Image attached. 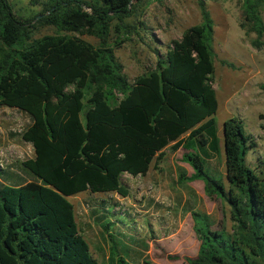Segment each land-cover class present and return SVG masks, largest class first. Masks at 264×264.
<instances>
[{
	"label": "trees",
	"instance_id": "trees-1",
	"mask_svg": "<svg viewBox=\"0 0 264 264\" xmlns=\"http://www.w3.org/2000/svg\"><path fill=\"white\" fill-rule=\"evenodd\" d=\"M134 1L141 0H46L38 14L22 18L10 0H0V106L29 116L21 139L33 149L21 163L29 181L0 168V264H100L68 198L127 196L122 174L145 176L169 147L182 150L193 171L180 174V181H202L209 198L229 207L231 222L230 228L214 226L193 212L199 246L184 262L264 264V180L247 165L255 142L239 119L222 125L224 174L211 168L221 153L206 0H196L201 23L185 30L163 57L157 54L153 71L130 83L109 41L113 28L127 31ZM239 26L256 35L254 48L264 46V0H242ZM38 27L55 32L34 38ZM100 206L110 264H136V248L146 251L147 244L112 233V207Z\"/></svg>",
	"mask_w": 264,
	"mask_h": 264
},
{
	"label": "rangeland",
	"instance_id": "rangeland-1",
	"mask_svg": "<svg viewBox=\"0 0 264 264\" xmlns=\"http://www.w3.org/2000/svg\"><path fill=\"white\" fill-rule=\"evenodd\" d=\"M43 1L46 0H10L16 15L22 18L38 14ZM133 3L132 16L126 20L127 31L113 28L109 41L130 83L153 71L156 55L163 57L173 41L202 21L196 0ZM241 5L242 0H206L214 29L212 86L218 109L213 118L221 153L211 161V168L224 174L222 125L227 118L234 117L242 122L244 131L255 142V147L247 153V165L264 180V46L254 48L251 42L256 35L240 28ZM54 32L51 27H38L33 37ZM74 35L93 46L98 44L88 35ZM261 41L264 42V36ZM116 97L121 99L120 95ZM30 122L24 112L0 106V168L26 181L30 177L21 163L33 157V149L22 141L21 135ZM192 172L182 161V150L173 151L169 147L154 159L145 176L122 174L120 183L127 190V196L86 192L69 197L79 232L99 263L110 264V245L101 228L106 220L98 219L105 215L101 202L112 207L113 215L107 218L112 223V233L117 236L123 233L147 244L146 251L142 246L136 248L140 253L136 264H186L184 257H195L199 242L193 231V212L207 215L214 226L230 228L229 207L218 199L209 198L202 181H180V174L189 176ZM92 211L97 213L94 215ZM169 255H177L179 259H169Z\"/></svg>",
	"mask_w": 264,
	"mask_h": 264
},
{
	"label": "water",
	"instance_id": "water-1",
	"mask_svg": "<svg viewBox=\"0 0 264 264\" xmlns=\"http://www.w3.org/2000/svg\"><path fill=\"white\" fill-rule=\"evenodd\" d=\"M39 18V17H38Z\"/></svg>",
	"mask_w": 264,
	"mask_h": 264
}]
</instances>
